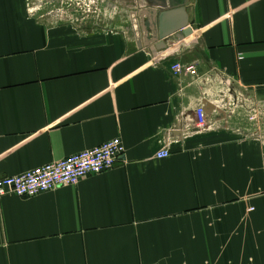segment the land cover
Listing matches in <instances>:
<instances>
[{
    "label": "crops",
    "instance_id": "crops-1",
    "mask_svg": "<svg viewBox=\"0 0 264 264\" xmlns=\"http://www.w3.org/2000/svg\"><path fill=\"white\" fill-rule=\"evenodd\" d=\"M100 3L79 25L0 0V179L124 147L75 187L0 197V264H264V0ZM142 10L192 35L152 51Z\"/></svg>",
    "mask_w": 264,
    "mask_h": 264
},
{
    "label": "built area",
    "instance_id": "built-area-1",
    "mask_svg": "<svg viewBox=\"0 0 264 264\" xmlns=\"http://www.w3.org/2000/svg\"><path fill=\"white\" fill-rule=\"evenodd\" d=\"M67 2L71 6V22H84L85 19H93V15L97 14L100 0H67ZM85 4L87 11L82 8ZM40 9L41 7L36 10L40 11ZM63 13L67 14L62 11L61 15ZM78 15L82 16L81 20H78ZM170 70L174 77L182 74L197 75L196 68L192 64L175 63ZM194 114L197 131L202 132L207 129L209 125L203 106L198 107ZM249 121L255 125L257 138H260L257 115L250 116ZM123 154L124 147L121 140L111 139L91 149L31 169L20 175L0 179V197L14 195L19 198H32L61 187H75L80 180L86 177L109 171ZM169 155L168 149L165 148L158 151L155 158L165 159Z\"/></svg>",
    "mask_w": 264,
    "mask_h": 264
},
{
    "label": "water",
    "instance_id": "water-1",
    "mask_svg": "<svg viewBox=\"0 0 264 264\" xmlns=\"http://www.w3.org/2000/svg\"><path fill=\"white\" fill-rule=\"evenodd\" d=\"M151 12L153 17H155V20H157V31L151 30V38H149L148 43H154L157 42L155 47L152 49V51H162L165 50L168 46H173L175 44H179L183 42V40L189 36L192 35V29L187 27L186 22H182L179 25H177L174 29L168 30L163 27L164 20L168 16H166V13L168 11H146L142 10L139 13L140 19H144L147 16V13ZM146 44V45H147ZM210 108L211 111L217 110L215 107L206 104Z\"/></svg>",
    "mask_w": 264,
    "mask_h": 264
},
{
    "label": "rangeland",
    "instance_id": "rangeland-1",
    "mask_svg": "<svg viewBox=\"0 0 264 264\" xmlns=\"http://www.w3.org/2000/svg\"><path fill=\"white\" fill-rule=\"evenodd\" d=\"M58 1V2H56ZM73 1V0H72ZM42 2V7L40 9V11L42 12H48V11H52L59 15V17H62L64 18V20L66 22L69 21V23H71V6L70 4L68 5V2L67 0H41ZM101 3H99V7H98V11H97V14L96 15H93V19H85L84 22H80V21H74V22H77L79 23V25H83V23L87 22V21H91V20H96V17H100L102 15V8H101ZM85 5H83L82 8H84L86 11H87V7H85ZM64 11L65 13L67 14H62L61 15V12ZM100 15V16H99ZM78 20H81L80 18H82V16H77ZM85 18V17H84Z\"/></svg>",
    "mask_w": 264,
    "mask_h": 264
},
{
    "label": "bare ground",
    "instance_id": "bare-ground-1",
    "mask_svg": "<svg viewBox=\"0 0 264 264\" xmlns=\"http://www.w3.org/2000/svg\"><path fill=\"white\" fill-rule=\"evenodd\" d=\"M173 50H175L174 47H173V49H172L171 51H167V53L163 54V56L168 55V54H169L170 52H172Z\"/></svg>",
    "mask_w": 264,
    "mask_h": 264
}]
</instances>
